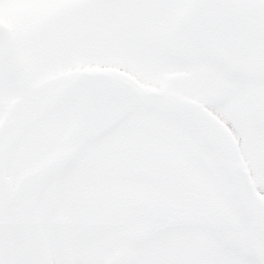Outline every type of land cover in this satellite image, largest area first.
<instances>
[{
    "label": "snow or ice",
    "instance_id": "snow-or-ice-1",
    "mask_svg": "<svg viewBox=\"0 0 264 264\" xmlns=\"http://www.w3.org/2000/svg\"><path fill=\"white\" fill-rule=\"evenodd\" d=\"M0 264H264V0H0Z\"/></svg>",
    "mask_w": 264,
    "mask_h": 264
}]
</instances>
